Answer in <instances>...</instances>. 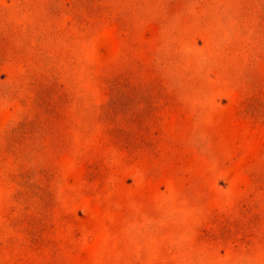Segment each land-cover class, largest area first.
Segmentation results:
<instances>
[{"label":"rangeland","instance_id":"1","mask_svg":"<svg viewBox=\"0 0 264 264\" xmlns=\"http://www.w3.org/2000/svg\"><path fill=\"white\" fill-rule=\"evenodd\" d=\"M0 264H264V0H0Z\"/></svg>","mask_w":264,"mask_h":264}]
</instances>
